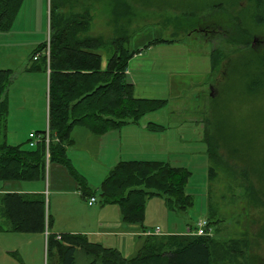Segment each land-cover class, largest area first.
I'll return each mask as SVG.
<instances>
[{"label":"rangeland","instance_id":"374dc122","mask_svg":"<svg viewBox=\"0 0 264 264\" xmlns=\"http://www.w3.org/2000/svg\"><path fill=\"white\" fill-rule=\"evenodd\" d=\"M54 1L63 5L60 9L62 13L88 10L92 17L91 35L105 40L114 36L113 8L116 0ZM121 1L132 12L128 23H122L131 33L129 50L137 53L126 69V76L133 84V95L167 101L162 108L142 117L138 126L124 130L122 160L142 157L146 161L164 162L186 169L191 174L187 192L192 195L194 205L185 214L171 213L178 224L176 231L185 232L188 226L195 228L202 220L209 223L211 205L216 212L213 224L209 223L210 237L228 243L241 241L244 244L243 240H246L250 244L251 264H264V94L250 96L246 91L247 83L258 66L253 54L242 46L228 42L234 34L232 32L239 30L237 25L240 22L253 36L249 48L264 54V27L257 26L253 21V8L248 0H218L223 2L224 9L217 13H213L211 0ZM193 15L201 21L194 22V28H190ZM11 30V34L0 32V67L10 66L17 71L23 68L19 61L28 58L27 64L32 51L48 42L49 0H25ZM15 45L18 51L10 58L4 48L7 46L12 50ZM216 50L221 51L223 57L213 73L211 53ZM107 63L108 55H104V68ZM43 69L35 73V80L20 78L10 89L7 142L25 151L35 149L30 145L31 133L47 128V70L43 72ZM150 124L161 126L163 130H148ZM208 127L218 128L219 152L224 160H228L231 170L218 169L214 181L209 178L210 160L205 140ZM113 131H116L115 140L118 141L117 135L121 131ZM87 135L96 137L90 133ZM225 142L229 143L230 151ZM113 150L106 145L103 154L110 155ZM140 153L142 155H138ZM67 154L69 158L72 156L75 166L82 172L77 170V173L83 175V180L96 193L98 204L95 207H101V185L105 179L97 174L98 166L91 161V156L80 151L74 155ZM49 181L47 175L46 182L28 183L45 185L54 216L61 200ZM5 183L12 182L0 181V189ZM250 187L254 188L259 198L255 205L249 199L247 189ZM82 203L79 209H74L73 204L68 207L70 215L80 219L75 227L80 231L83 230L81 221H85L88 213L95 208L89 207L87 201ZM164 204V198L147 199L143 223L146 229L143 231L156 229L154 224L163 212ZM0 234L3 235L0 255L7 250L18 249L25 261L34 260L32 264H41L37 246L25 242V236ZM243 244L241 248L245 257L238 256L237 261L247 264L248 253ZM54 254L48 253L46 245L43 263L57 264ZM76 259V264L91 262V258L81 250Z\"/></svg>","mask_w":264,"mask_h":264},{"label":"trees","instance_id":"16d2710c","mask_svg":"<svg viewBox=\"0 0 264 264\" xmlns=\"http://www.w3.org/2000/svg\"><path fill=\"white\" fill-rule=\"evenodd\" d=\"M248 1L253 8V21L257 26L264 27V0ZM24 2L0 0L1 33L12 29ZM211 2L213 13L224 9L223 2ZM62 6L50 0L48 42L40 44L33 51V64L29 70L36 71L45 67V70L50 71L49 127L53 141L49 162L61 164L73 173L67 149L74 128L83 127L96 135H103L127 124H139L148 112L162 108L167 101L136 98L133 95V84L126 76V69L137 53L129 50L131 33L127 25L122 23H128V18L132 16L130 7L116 0L113 8L116 24L114 36L105 40L90 34L92 17L88 10L62 13ZM190 19V28H194V22L201 21L196 15ZM237 26L239 30L232 32L234 34L228 42L252 53L258 64L247 83L246 91L250 96L263 95L264 54L249 48L253 36L240 22ZM104 55H108V63L103 69ZM222 57L221 51L211 53L213 73ZM11 76V71L0 69V181H44L47 175L45 143L40 142L34 150L25 151L6 142L9 112L6 93ZM148 130L158 131L163 128L150 124ZM218 132V128L208 127L205 130L210 160L209 178L212 181L216 180L218 169L231 171L228 160H224L219 152L221 146ZM44 134L45 131L37 132L40 137ZM56 139L59 141H54ZM225 144L229 148V143ZM190 175L186 169L164 162L123 161L110 171L102 183L101 204L119 205L125 223L144 228L146 201L149 198H164L171 213L185 214L193 207V197L187 192ZM78 181L84 199L96 196L83 179L79 178ZM247 190L251 204H257L259 198L254 188ZM209 212L208 219L212 225L216 210L210 205ZM51 225L45 195H0V232L45 233L47 229L50 231ZM243 242L228 243L210 236L185 234L147 236L143 238V245L137 254L128 258L117 249L90 242L84 235L65 234L58 240L56 234L50 233L47 249L48 253L55 252L57 264H76L79 250L91 258L88 264H241L237 257H245L241 248L243 244L248 253L247 264H251L250 244L246 240Z\"/></svg>","mask_w":264,"mask_h":264},{"label":"crops","instance_id":"0c3cea01","mask_svg":"<svg viewBox=\"0 0 264 264\" xmlns=\"http://www.w3.org/2000/svg\"><path fill=\"white\" fill-rule=\"evenodd\" d=\"M49 9H50V0H49ZM49 29H50V17H49ZM12 33V30H10ZM10 32L5 34H11ZM13 43V42H11ZM15 44V43H14ZM36 49V48H35ZM34 49V50H35ZM4 50L8 51V57L12 58V54L15 51H18V46L15 45V48H13L11 51L6 46ZM33 50V51H34ZM32 51V53H33ZM31 53V55H32ZM28 58H24L23 61H19L22 65V69L20 70H13L10 68V66L7 68L6 66H1L0 69L2 70H9L12 73L10 83L7 89L6 97L8 100V108L9 106V100H10V94H11V86L17 83L20 78H28V79H36L37 74H35L38 71H30L29 68L33 64L31 62V57L26 64ZM15 62V61H14ZM13 62V63H14ZM25 65V66H24ZM43 69V68H42ZM104 69V67H103ZM43 72H45V67L43 69ZM39 74V73H38ZM45 73H43V76L45 78ZM49 75L50 71L47 69V102L45 104V107L47 109V116H46V125L49 123V97H48V91H49ZM127 75V74H126ZM26 76V77H24ZM46 80V79H45ZM9 115V112H8ZM9 120L7 118L6 125L8 130V123ZM135 126H138V124H127L125 126H122L118 133V141L115 140L116 138V131L105 133L103 135H96L92 132H90L88 129L83 127H76L74 128V133L71 135V141L68 145L67 152L70 155H74L77 153V151L82 152L86 156L92 157V162L95 163L98 166V170L96 171L102 179H105L106 176L109 175L110 171L115 167L116 164L122 162L123 160V151H124V142L125 139L123 137V134H125V129L128 128H135ZM47 127V126H46ZM137 128V127H136ZM139 127L138 129H140ZM47 129V128H46ZM86 130V131H83ZM148 129V128H147ZM42 130H36L35 134L37 132H41ZM143 131L145 130V127H143ZM84 132V133H83ZM88 132L92 136L96 137H90L87 135ZM7 133H6V142H7ZM81 136V138H80ZM96 138V139H94ZM106 145H109L113 147L112 154H107L106 152L103 154L104 147ZM116 147V148H115ZM116 149V150H115ZM103 154V157H102ZM68 155V154H67ZM138 155H142L141 153ZM72 157V156H71ZM70 159L72 166L74 168L73 173L69 171L67 168H65L61 164L57 163H51L49 165V174L48 177L50 179V184L54 185L56 192L59 193L61 200L60 207L56 211L55 215L52 216L51 214V203L50 198L48 202V195L47 191L45 190V185L43 184H37V183H5L2 188L0 189V195L8 194V193H14V194H42L46 196L47 199V212L49 213L52 225L50 232L52 234H60L64 236L65 234H71V235H84L87 236L90 242L102 245L105 248H111V249H117L124 257H133L137 254L141 246L143 245V240L141 238H145L143 227L136 226V225H129L123 221L122 217V211L120 206L119 207H108L110 205H117V204H107L101 205V207L96 208L95 206L98 204V200L96 203L92 206L88 204L89 199H84L82 197V192L80 190L79 186V178L83 179V175H80L77 173V170L82 173L74 164V160L72 158ZM141 157V156H138ZM104 159V160H103ZM138 159V160H137ZM105 161V162H104ZM130 161V160H128ZM134 161V160H131ZM135 161H146L145 159L136 158ZM48 173V170H47ZM108 173V174H107ZM46 179L43 182H46ZM101 179V178H100ZM101 182L103 180H100ZM99 182V185L101 184ZM47 188V187H46ZM161 198V197H158ZM87 201V204L89 207H95L91 211V213H88L86 220H82V228L83 232L79 229H75L77 225H79V220L77 217H72L70 215V212L68 210V207L70 205H74V209H79V207L83 206L82 201ZM97 199V198H96ZM66 211V212H64ZM155 227H159L161 229L162 235H168V234H186L188 230L192 226H188L185 232H177L176 229H178L177 222L172 219L171 212L168 211V207L166 204L163 205V212L160 214V217L156 224H154ZM88 229V230H87ZM143 231V232H142ZM0 233H11V234H20V233H14V232H0ZM23 236L21 238H26L25 242L31 243L34 246H37L38 254L40 256V263H43V258L45 255V246L47 245V238L45 233H32V234H22ZM3 235L0 234V245L2 241ZM44 247V252H43ZM21 248V247H20ZM26 249V248H25ZM26 251V250H25ZM135 253V254H134ZM26 258V257H25ZM32 264L34 260H28L25 261L23 256H20V252L18 249L13 250H7L2 252V255H0V264Z\"/></svg>","mask_w":264,"mask_h":264},{"label":"built area","instance_id":"2783aa9c","mask_svg":"<svg viewBox=\"0 0 264 264\" xmlns=\"http://www.w3.org/2000/svg\"><path fill=\"white\" fill-rule=\"evenodd\" d=\"M49 54V51H48ZM35 60H37V58H35ZM53 139L51 137V133H50V127H49V123L47 125V129L45 131V134L43 135V137L38 136L35 133H31L30 135V145L31 147H36L38 143L40 142H44L45 146H46V163L47 166L49 165V159H50V146L52 143ZM56 142H58L59 140L56 139L54 140ZM97 199L95 197H92L89 199V205L92 206L96 203ZM209 230V223L208 220H202L197 227L195 228H190L188 230V232L186 233L187 235H191V236H211L208 233ZM46 238L49 237L50 232L48 230H46ZM145 236H160L162 235L161 233V229L159 227H157L155 230H151V231H145L143 233ZM57 239L61 240L62 239V235L57 234Z\"/></svg>","mask_w":264,"mask_h":264}]
</instances>
